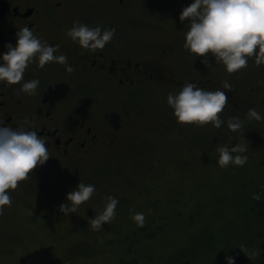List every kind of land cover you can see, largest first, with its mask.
I'll use <instances>...</instances> for the list:
<instances>
[{"label": "rangeland", "instance_id": "1", "mask_svg": "<svg viewBox=\"0 0 264 264\" xmlns=\"http://www.w3.org/2000/svg\"><path fill=\"white\" fill-rule=\"evenodd\" d=\"M191 2L170 5L171 11L178 12L181 24L187 25V20H180V13ZM171 21L166 29L176 25ZM132 34L145 41L155 36L145 32ZM184 57L183 67L172 68L174 79L199 87L227 80L238 89L241 99H245L247 90L257 88L256 94H246L253 104L237 107L239 114L225 106L220 113L225 123L217 128L212 123H178L174 109L167 103L168 94L178 92L173 88L159 92L138 89L127 95L130 99L118 96L123 111L109 109L104 117L109 125L116 121L135 124L136 128L127 131V135L123 131L116 133L132 147L137 136L144 138L148 149L141 157L143 161L106 154L100 170L77 172L73 189L83 181L94 184L96 191L75 213L64 215L59 207H52L57 222L52 230L42 231L30 223L31 212H25L21 207L24 205L17 203L21 194H13L11 206H5L0 215V264H180L183 259L186 263L190 260L195 264H227L226 255L235 256L236 264L244 262L246 253L240 247L251 250L252 238L260 230L258 220L255 222L250 212L252 207L259 215L253 193L264 189V119L248 120L246 113L252 107L264 113V89H259L264 63L257 65L252 56L247 67L229 73L211 54L209 65L203 63L204 57L187 49ZM241 81L246 86H241ZM222 86L223 83L219 88ZM117 103H111L113 108ZM234 116L244 120L243 127L235 131L227 126L228 118ZM236 143L247 146V162L213 166L212 161L219 157L217 146ZM140 146L141 141L131 150L137 151ZM124 154L132 155L129 151ZM150 186L155 189L149 190ZM108 195L119 200L116 215L103 227L93 229L86 221L103 209ZM66 200L59 193V201ZM259 210L263 214L260 207ZM133 211L145 213L143 225L132 219ZM77 220L80 222L75 231ZM114 224L117 225L113 227ZM140 226H147L140 235L128 231V227Z\"/></svg>", "mask_w": 264, "mask_h": 264}, {"label": "flooded vegetation", "instance_id": "2", "mask_svg": "<svg viewBox=\"0 0 264 264\" xmlns=\"http://www.w3.org/2000/svg\"><path fill=\"white\" fill-rule=\"evenodd\" d=\"M183 2L0 0V54L7 51L8 42L15 46L19 27L27 24L34 27L35 34L41 39L59 44L57 54L65 53L68 63L73 65V71L68 72L64 64L56 61L43 67L34 61L29 63L21 82H0V122L13 127L36 128L46 137L51 154L46 163L38 165L16 189L8 190L11 195L21 194L18 205H24L22 210L31 212L32 217L28 216L30 223L42 231L53 229L56 219L50 217L49 208L57 207L62 190L73 189V176L77 172L100 170L106 154L143 161L141 157H145L144 150L148 149L143 144L146 142L144 138H135V147L140 141L141 146L132 151L135 147L116 133L123 131L127 135V131L133 132L136 128L135 124L131 126L128 121H116L109 125L104 116L109 109L123 111L118 96L130 99L127 95L138 89L159 92L173 88L179 91L186 82L177 81L172 73V68L177 70L186 63V25L179 22L178 12L171 11L170 5ZM76 20L92 27H114L116 32L103 49H85L67 35ZM169 20L176 25L166 29ZM144 32L155 33V36L145 41L132 34L142 35ZM33 78H38L40 84L30 95L21 90V84ZM259 81L262 91L264 78L259 77ZM221 83L223 81L202 86L212 89L214 85L213 89H216ZM240 84L246 86L242 81ZM236 90L234 86L225 90L229 97L226 106H230L234 114H239L236 108L252 105L246 94H256L257 88L247 90L243 95L245 99H241ZM114 102L119 103L116 108L111 104ZM127 151L132 155H125ZM38 217H50L53 224L47 228L37 220ZM79 222L77 220L76 224Z\"/></svg>", "mask_w": 264, "mask_h": 264}, {"label": "clouds", "instance_id": "3", "mask_svg": "<svg viewBox=\"0 0 264 264\" xmlns=\"http://www.w3.org/2000/svg\"><path fill=\"white\" fill-rule=\"evenodd\" d=\"M180 20H187L184 48L196 56L204 57L203 63L209 65L208 56L215 57L216 63H222L229 73L247 67L249 57H255V63H264V0H192L184 6ZM116 29L95 27L73 22L67 30V35L81 47L89 50L103 49L114 37ZM15 46L8 42L7 51L0 54V82L16 84L21 82L29 63L38 61L43 67L46 63L56 61L65 65L68 72L73 71V65L68 63V56L60 52L59 44H51L35 34L34 27L24 25L16 33ZM40 84L38 78L24 80L21 90L34 94ZM232 85L225 80L223 86L216 89L199 87L186 81L178 92H170L167 103L174 109V116L180 124H195L204 126L212 123L221 127L225 121L220 113L229 103L228 92ZM264 119V113L257 108H249L246 119ZM27 120V117L25 118ZM244 120L239 116L229 117L227 126L235 131L241 129ZM217 163L221 167L229 164L243 165L247 162V146L236 143L231 146L219 144ZM51 156L46 137L40 135L34 127L23 125L13 127L0 122V215L5 206H11L12 195L9 189H16L20 181L30 177V173L38 165H44ZM96 186L81 181L77 187L67 193V200L58 207L67 215L75 213L79 205L89 201ZM254 198L261 199L260 193H253ZM119 203L117 197L108 195L104 207L88 222L93 229H99L105 222H110L116 215ZM132 219L140 225L145 222V213L132 212ZM240 249L252 258L259 251H250L241 245ZM227 264H236V258L226 255Z\"/></svg>", "mask_w": 264, "mask_h": 264}, {"label": "trees", "instance_id": "4", "mask_svg": "<svg viewBox=\"0 0 264 264\" xmlns=\"http://www.w3.org/2000/svg\"><path fill=\"white\" fill-rule=\"evenodd\" d=\"M217 160L218 158H215V160L212 161V163L214 164L213 166L217 165ZM151 166L153 167L154 164L152 163ZM156 171H152V173H155ZM150 189H155L154 186H150L149 187V190ZM69 188L65 189V190H62L61 191V198L63 200H65L64 198H67V193L69 192ZM261 199H259L256 203V206H257V212L259 215H257L256 213H254L252 207L250 208V212H252L251 216L254 218L255 222H257L258 220V225L260 226V230L259 231H256L255 235L253 236L252 238V241H253V247L251 248L250 251H259V254L258 255H255L253 256L252 258L248 257L247 254L245 256V260L243 263H237V264H264V189H261ZM66 196V197H65ZM255 202H256V199L254 198ZM58 203H61V201H58ZM58 203H57V207H58ZM155 205H153L151 203V207L153 208ZM263 210V214H260V210H259V207ZM57 207H54L57 209ZM51 208H49V212H50V217L53 218L55 217L56 215H53L51 212ZM259 210V211H258ZM49 217V219H44L43 217L39 218V220L43 221V225L47 228H49L51 226L50 222H51V218ZM87 223H89L88 221H86ZM127 221H124L123 224H125V229L127 231V224H126ZM56 223V222H55ZM117 224H114L113 227H115ZM113 227H110L111 230H113ZM147 228V226H140L138 228H132L130 229V227H128V231H135L136 233L138 232V234L140 235L142 232L141 231H145ZM73 229H75V231H77V224L75 223V227L73 226ZM48 231V230H47ZM183 259V258H182ZM188 263H186V259H183V261L180 263V264H195L194 261H190V260H187Z\"/></svg>", "mask_w": 264, "mask_h": 264}]
</instances>
